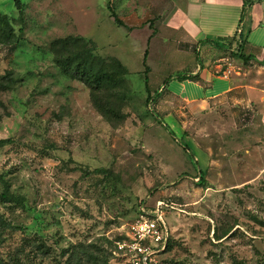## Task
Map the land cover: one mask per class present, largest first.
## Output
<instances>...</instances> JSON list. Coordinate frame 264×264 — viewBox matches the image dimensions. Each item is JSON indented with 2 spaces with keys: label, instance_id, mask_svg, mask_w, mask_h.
I'll list each match as a JSON object with an SVG mask.
<instances>
[{
  "label": "rangeland",
  "instance_id": "rangeland-1",
  "mask_svg": "<svg viewBox=\"0 0 264 264\" xmlns=\"http://www.w3.org/2000/svg\"><path fill=\"white\" fill-rule=\"evenodd\" d=\"M169 3L0 0L16 36L0 43V264H126L117 243L159 201L175 208L162 264H264V68L216 60L232 92L185 99L169 84H201L198 53L158 22ZM69 37L130 71L111 121L55 63Z\"/></svg>",
  "mask_w": 264,
  "mask_h": 264
},
{
  "label": "crops",
  "instance_id": "crops-1",
  "mask_svg": "<svg viewBox=\"0 0 264 264\" xmlns=\"http://www.w3.org/2000/svg\"><path fill=\"white\" fill-rule=\"evenodd\" d=\"M170 1L167 14L159 15L157 20L167 26L187 27L191 42L181 48L187 53L191 46L192 54L198 53L194 61L199 63L191 66L189 72L199 75L201 84L187 79L182 83L172 81L169 88L182 89L185 99L198 97L209 102L232 92L238 84L227 72L214 76L216 60L217 67L223 68L232 55L241 54L248 58L247 63L264 68V0H176L183 3V12L176 2ZM240 37L244 41L241 49Z\"/></svg>",
  "mask_w": 264,
  "mask_h": 264
},
{
  "label": "trees",
  "instance_id": "trees-1",
  "mask_svg": "<svg viewBox=\"0 0 264 264\" xmlns=\"http://www.w3.org/2000/svg\"><path fill=\"white\" fill-rule=\"evenodd\" d=\"M18 1L16 0V2ZM15 37L11 20L0 14V43L10 44L14 42ZM238 41L241 42L239 46L241 49L244 41L241 37ZM207 42L215 43L212 40H207ZM86 43L85 39L79 37L56 41L52 47L54 61L64 74L91 88V97L95 107L106 119L111 121L115 112L105 99L110 100L115 94L120 93V88L124 86L125 78L129 76L130 71L117 59L106 60L97 56L95 48ZM237 55L247 62L248 58L241 54ZM179 78L181 81L188 79L183 75H179ZM197 79L198 77H192L190 80ZM115 87H119V89H115ZM0 88L5 90V84L0 83ZM172 241L171 236L164 253L171 250ZM90 262L92 261H87V263Z\"/></svg>",
  "mask_w": 264,
  "mask_h": 264
},
{
  "label": "built area",
  "instance_id": "built-area-1",
  "mask_svg": "<svg viewBox=\"0 0 264 264\" xmlns=\"http://www.w3.org/2000/svg\"><path fill=\"white\" fill-rule=\"evenodd\" d=\"M174 209L173 203L164 201L153 208L142 204L136 218L128 225L125 237L117 243L118 256L126 264H162L160 257L171 237L166 213Z\"/></svg>",
  "mask_w": 264,
  "mask_h": 264
}]
</instances>
